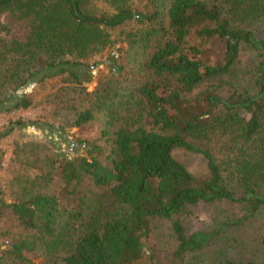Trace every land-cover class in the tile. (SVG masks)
Wrapping results in <instances>:
<instances>
[{"label": "trees", "instance_id": "obj_1", "mask_svg": "<svg viewBox=\"0 0 264 264\" xmlns=\"http://www.w3.org/2000/svg\"><path fill=\"white\" fill-rule=\"evenodd\" d=\"M145 1L139 10L132 0H0V115L32 107L26 88L60 78L81 104L88 101L73 107L67 128L103 111L111 126L101 133L107 157L76 134L70 145L83 146V155L69 157L53 139L15 149L26 174L14 178L12 202L0 191V216L19 232L9 233L0 264H34L39 256L46 264H159L152 222L201 203L236 205L241 215L188 235L173 221V261L264 264V237L256 260L247 261L220 241L264 208V0ZM4 15L25 22L23 40L2 36ZM130 24L129 47L150 49L138 68L145 80L122 85L124 66L112 58V76L87 92L82 85L98 65L91 60L114 45L111 31ZM244 49L254 62L242 86L237 66ZM24 124L10 122L0 139ZM176 151L199 155L205 173H190Z\"/></svg>", "mask_w": 264, "mask_h": 264}, {"label": "rangeland", "instance_id": "obj_2", "mask_svg": "<svg viewBox=\"0 0 264 264\" xmlns=\"http://www.w3.org/2000/svg\"><path fill=\"white\" fill-rule=\"evenodd\" d=\"M132 1V5L139 10H143L146 5L145 0ZM165 1L168 2V0ZM102 6L107 8L104 4ZM2 23L7 28V32L5 31L2 34V36H6L7 41L11 39L23 40L26 37L25 22L18 21L10 15H4ZM132 27L133 25L130 24V26L110 32L111 38L115 43L91 60V62H98V65L92 71L91 81L82 85L87 92H93L99 87L100 83L104 82L105 77L112 76V73H110L112 58L124 66V70L121 72L122 78L120 79L122 85L132 87L139 85L145 80V73L138 72V68L150 49L146 54H143L142 49H135L136 46L134 48L129 47L127 40H125V35ZM253 56V53L247 49H244L241 53L237 72L238 79L243 82L241 83L242 86L247 83L243 80L248 77L246 78L245 76L243 78V76L246 70L252 68ZM113 73L114 77L117 78L116 72L113 71ZM110 85L115 86L114 84ZM69 88L72 89L70 85L63 84L60 78L47 80L41 85H30L26 88L25 94L31 97L34 105L25 110L0 115L1 131L10 122L21 120L25 123L21 127H16L8 136L0 139V191L1 198L5 203L12 202L16 197L17 190L14 178L26 174V161L22 160V156L20 157L19 154L14 152L15 149H20L23 145L45 146L50 139H53L57 146L69 157L79 156L84 154L83 146L70 145L71 136L76 134L103 147L105 157L109 155L110 146L106 142L107 137H101V133L106 127L108 129L111 128V126L107 125L109 118H107L104 111L95 113L94 119L79 129L67 128L66 123L70 119V115H73V107H80L81 104L77 94ZM81 105L86 107L88 101L83 102ZM30 122H38L39 124L31 125L29 124ZM43 124L51 126L52 129L46 128ZM59 134H62L61 138L58 137ZM28 154L24 156V159H28L31 162L33 159L30 156V152ZM174 157L184 164L190 173L197 176L205 173V164L199 155L176 151ZM86 189L91 191L92 187H87ZM240 215L239 207L236 205L201 203L188 208L185 213L179 216H174L172 220L153 221L152 229L155 240L151 250L155 254L156 261L159 264H173L174 262L179 264L178 261H173L172 257L176 246L171 229L173 221L180 222L184 233L188 235L198 231H214L223 219L235 218ZM18 232L19 228L0 216V233L2 235L0 236V250L6 249V242L12 237L9 233L16 235ZM260 237H264V208L260 210L259 217L254 219L250 225L225 230L220 236V241H228L227 245L231 246L234 258L247 261V259L251 258V260H256V256L253 253ZM234 239H237L238 242H233ZM32 263L46 264L42 256L33 258ZM58 264H62V262L58 261ZM189 264L195 263L191 259Z\"/></svg>", "mask_w": 264, "mask_h": 264}]
</instances>
